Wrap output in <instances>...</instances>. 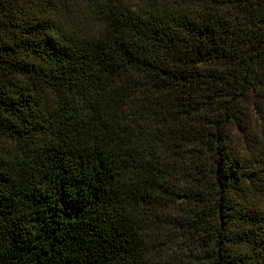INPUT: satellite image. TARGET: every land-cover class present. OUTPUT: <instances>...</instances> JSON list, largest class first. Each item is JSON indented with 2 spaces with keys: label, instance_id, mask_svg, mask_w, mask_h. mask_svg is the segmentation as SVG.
I'll use <instances>...</instances> for the list:
<instances>
[{
  "label": "trees",
  "instance_id": "trees-1",
  "mask_svg": "<svg viewBox=\"0 0 264 264\" xmlns=\"http://www.w3.org/2000/svg\"><path fill=\"white\" fill-rule=\"evenodd\" d=\"M0 264H264V0H0Z\"/></svg>",
  "mask_w": 264,
  "mask_h": 264
}]
</instances>
